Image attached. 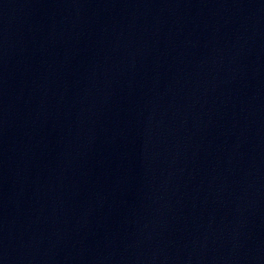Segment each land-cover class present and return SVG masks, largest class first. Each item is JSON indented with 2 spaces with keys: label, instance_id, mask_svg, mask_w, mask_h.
Here are the masks:
<instances>
[{
  "label": "water",
  "instance_id": "95a60500",
  "mask_svg": "<svg viewBox=\"0 0 264 264\" xmlns=\"http://www.w3.org/2000/svg\"><path fill=\"white\" fill-rule=\"evenodd\" d=\"M0 264H264V0H0Z\"/></svg>",
  "mask_w": 264,
  "mask_h": 264
}]
</instances>
